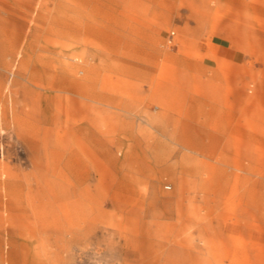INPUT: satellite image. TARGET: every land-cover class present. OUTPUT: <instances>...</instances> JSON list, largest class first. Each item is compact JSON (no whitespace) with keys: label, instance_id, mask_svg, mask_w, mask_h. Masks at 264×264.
I'll use <instances>...</instances> for the list:
<instances>
[{"label":"rangeland","instance_id":"obj_1","mask_svg":"<svg viewBox=\"0 0 264 264\" xmlns=\"http://www.w3.org/2000/svg\"><path fill=\"white\" fill-rule=\"evenodd\" d=\"M0 40V264H264V0H0Z\"/></svg>","mask_w":264,"mask_h":264},{"label":"bare ground","instance_id":"obj_2","mask_svg":"<svg viewBox=\"0 0 264 264\" xmlns=\"http://www.w3.org/2000/svg\"><path fill=\"white\" fill-rule=\"evenodd\" d=\"M3 45V41L2 40H0V46H2ZM78 59V58H77ZM80 60V59H79ZM71 79V78H70ZM73 81V80H72ZM84 81V80H83ZM71 83H73L72 84V86H73V88H79L80 89V86H82V84L81 83H79V81H74V82H71ZM59 85V84H58ZM63 85V84H62ZM45 86V85H44ZM69 86V85H68ZM46 87V86H45ZM48 87V86H47ZM53 87V86H52ZM49 88V87H48ZM61 88V87H60ZM64 88V87H63ZM87 91V90H86ZM54 94V93H53ZM49 96V95H48ZM101 98V97H100ZM49 99V98H48ZM45 100V99H44ZM49 101V100H48ZM51 103V102H50ZM49 105V104H48ZM52 107V106H51ZM46 115V114H45ZM47 117V116H46ZM84 123V122H83ZM86 124V123H85ZM83 125V124H82ZM38 156V155H37ZM73 159V158H72ZM83 167V166H82ZM85 167V166H84ZM1 194V193H0ZM0 196H2V195H0ZM1 198V197H0ZM2 199V198H1ZM2 202V201H1ZM47 202V200L45 201V203ZM48 202H49V200H48ZM27 203H29V201L27 202ZM44 203V202H43ZM52 203L53 202H51V204H50V206H52ZM4 204H5V202H4ZM41 204V203H40ZM3 205V204H2ZM13 205V204H12ZM55 205V204H54ZM69 205V204H68ZM5 206V205H4ZM27 206H28V204H27ZM65 206V205H64ZM22 207V206H21ZM58 207V206H57ZM35 208V207H34ZM51 208V207H50ZM40 209V208H39ZM42 209V208H41ZM44 209V208H43ZM68 209V208H67ZM38 210V209H37ZM51 210V209H50ZM50 210H48L49 212H50ZM64 210H65V208H64ZM45 211H46V209H45ZM36 212V211H35ZM9 213V212H8ZM59 213V212H58ZM49 214V213H48ZM37 215V214H36ZM64 215V214H63ZM61 216V215H60ZM66 218H68V215H66L65 216ZM50 219V218H49ZM53 225V224H52ZM61 226V225H60ZM55 228V227H54Z\"/></svg>","mask_w":264,"mask_h":264}]
</instances>
